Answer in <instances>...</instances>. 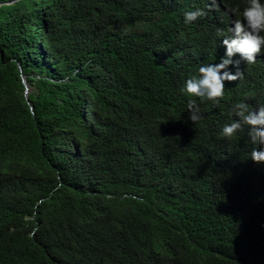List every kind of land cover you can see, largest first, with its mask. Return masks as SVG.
Instances as JSON below:
<instances>
[{"label":"trees","instance_id":"16d2710c","mask_svg":"<svg viewBox=\"0 0 264 264\" xmlns=\"http://www.w3.org/2000/svg\"><path fill=\"white\" fill-rule=\"evenodd\" d=\"M171 2L0 0V264H264V62L193 123Z\"/></svg>","mask_w":264,"mask_h":264},{"label":"clouds","instance_id":"9594fccd","mask_svg":"<svg viewBox=\"0 0 264 264\" xmlns=\"http://www.w3.org/2000/svg\"><path fill=\"white\" fill-rule=\"evenodd\" d=\"M163 1L171 0H159ZM175 1L172 0L170 8ZM185 2L175 25L184 46L197 63L193 74L183 78L179 90L190 96L188 118L195 123L202 119V115L191 96L218 101L223 98L225 88L236 86L233 81L243 78L241 65L264 62V0ZM158 21L155 17L154 22ZM253 97L235 103L233 111L238 119L225 124L222 134L231 138L242 125H247L251 143L258 145L252 148L250 158L255 163H264V105L251 108L249 104L254 102Z\"/></svg>","mask_w":264,"mask_h":264},{"label":"water","instance_id":"95a60500","mask_svg":"<svg viewBox=\"0 0 264 264\" xmlns=\"http://www.w3.org/2000/svg\"><path fill=\"white\" fill-rule=\"evenodd\" d=\"M22 81H23V83H24V85H25V93H26V97H27V95H28V93L30 92V90H31V87L27 84V82H26V79H25V77L23 76L22 77ZM29 103V105H30V108L32 109V103L31 102H28Z\"/></svg>","mask_w":264,"mask_h":264}]
</instances>
